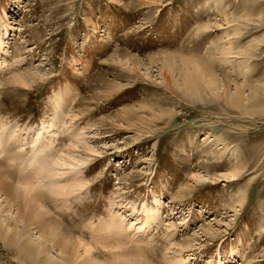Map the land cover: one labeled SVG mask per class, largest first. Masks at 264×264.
I'll return each instance as SVG.
<instances>
[{"label": "rangeland", "instance_id": "1", "mask_svg": "<svg viewBox=\"0 0 264 264\" xmlns=\"http://www.w3.org/2000/svg\"><path fill=\"white\" fill-rule=\"evenodd\" d=\"M5 32L0 170L48 196L81 253L264 264V0H0ZM236 90L242 106L226 104ZM150 209L163 222L147 237ZM14 249L0 239V264H32Z\"/></svg>", "mask_w": 264, "mask_h": 264}, {"label": "bare ground", "instance_id": "2", "mask_svg": "<svg viewBox=\"0 0 264 264\" xmlns=\"http://www.w3.org/2000/svg\"><path fill=\"white\" fill-rule=\"evenodd\" d=\"M6 35H7V33L5 32L4 33L5 38H4L3 35L0 34V56L6 47L5 44H7ZM195 68H196L195 74L197 76L200 73V68H198V67H195ZM33 77H35V76H33ZM13 78H14L13 80L15 83H21V84L26 83L24 80V76H22V75L16 74V76H14ZM10 79H12V78H10ZM34 81H32V82L34 83ZM5 83H6V85L9 84L8 82H5ZM15 83H13V84L16 85ZM210 85L212 86V90H215V91L218 90V86L216 83H212V84L210 83ZM65 92H66L65 98L68 99V102H70L71 99L73 98V92L70 90L69 87L66 88ZM1 94H2V92H1ZM222 99L225 100L226 104H228V105L242 106V99L243 98H242V93H240L239 90H236V92L234 91L233 94H230L229 92H225ZM58 100H60V99H58ZM62 101H63V99H62ZM43 157H45V156L43 155ZM39 161H41V160H39ZM4 163H6V161H4L3 164ZM6 165H8V164H6ZM41 165H42V163H41ZM34 176L36 177V174L33 175L31 180H34ZM39 179L40 178L38 176V179H36V180L38 181ZM35 183L37 184V182H35ZM48 184H49V181H48ZM48 186L50 189L49 191H51V193L53 195H60V194H63V191H65V188H67L68 190L70 189L68 191V193H69V192L75 191V189H77V188L82 187L83 183L82 182L78 183V184L75 183V185L68 186V187L63 186L62 189L61 188L58 189V187H51V186H53V184H49ZM38 190L40 191V189H38ZM38 190H37V188L32 190V191H25V192L19 190L18 187H15L12 184H10V182L4 176V173L1 172V170H0V197H3L2 198L3 201H0V213H4V211L6 209H8V211H11L12 209H13V211H16L15 216L12 219H7L6 217L4 219H2L1 214H0V239L3 240V242H5V245L11 249L15 248L14 252H18L19 257L24 255V258L32 259V264H100L99 262L96 261V259H95L96 256H94L92 254L93 250L91 251V248L90 247L88 248V244H86V246H87L86 249L87 248L88 249L85 250L84 252L82 251V253H81L79 250L80 247L77 246V242L75 244V242L72 241L69 237L67 238V235L65 236L62 232L59 231V229H60L59 223L58 222L56 223V220L54 221L52 218H50L48 215H46V213L43 211L44 205L47 204V201H48L47 197L48 196L44 195L43 193H39ZM149 212H150L149 213L150 215L148 218H150V219H146V221H145L146 222L145 228H147L146 235H148L147 237H150L152 235L151 229L153 228V226L155 227L153 230H155L163 222L162 218L161 219L160 218H153V214H155L154 212H157L156 210L154 211L153 209H150ZM11 227H13L17 230H13ZM138 230H141V227H139ZM30 231H34L35 235L28 234V232H30ZM206 231L210 234H213L211 228H208ZM38 235L43 240V244L40 247L41 251H38V249H36L34 256H33L31 253H29L27 251V245L31 244L30 238L33 239V236H38ZM24 236H25V239L22 241V238ZM129 239H130V237H129ZM106 240L107 239L104 238V240L102 241V243L100 245L97 244L98 241H96L95 244H97L96 246H100L101 248H103V250L107 249L109 247L108 246L109 244L106 243L107 242ZM46 244L51 245V247L55 250V252L58 253V256L53 255L52 253H43L45 251L44 249H45ZM81 245H82V243L80 244V246ZM115 246H116L115 248H117V249L120 248L121 244H120L119 240L115 241ZM189 246H190V244H188L187 247H189ZM91 247L96 250V248L94 246H91ZM110 247L113 248V245ZM184 249L185 248H180L181 251H183ZM140 250H142V249H140ZM124 252H126V251H124ZM120 253L123 254L122 252H120ZM140 253H143V252H140L138 250L136 251L137 256L138 255H139V257L142 256L141 258L144 259L143 256H145L146 254L140 255ZM127 254H130V253H127ZM114 255H112L111 258L112 259L116 258L117 260L115 259V261H113V263H116V261H118L119 256H121V255H115V256ZM19 257H17V258H19ZM176 257H175V259H176ZM147 258H149V257H147ZM122 259H124V258H122ZM175 259L171 260L173 262L172 264L180 263L182 261L181 258H179L177 260H175ZM135 260H137V257H136V259H134V261ZM134 261H132V259H131V261H127V262L124 261L123 263L118 261L117 264H143V262H134ZM149 261H151V260H149ZM104 262H105V264H110V263L113 264L110 260H107V259H104ZM151 263H153V262H151Z\"/></svg>", "mask_w": 264, "mask_h": 264}, {"label": "snow or ice", "instance_id": "3", "mask_svg": "<svg viewBox=\"0 0 264 264\" xmlns=\"http://www.w3.org/2000/svg\"><path fill=\"white\" fill-rule=\"evenodd\" d=\"M236 177L235 176H232V179H235Z\"/></svg>", "mask_w": 264, "mask_h": 264}]
</instances>
